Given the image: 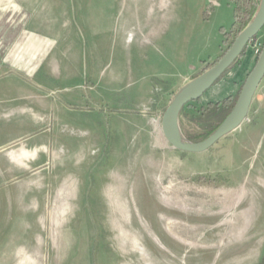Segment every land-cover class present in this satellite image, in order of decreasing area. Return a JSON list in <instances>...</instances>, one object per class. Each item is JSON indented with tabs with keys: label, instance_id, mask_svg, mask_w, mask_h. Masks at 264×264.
I'll use <instances>...</instances> for the list:
<instances>
[{
	"label": "rangeland",
	"instance_id": "1",
	"mask_svg": "<svg viewBox=\"0 0 264 264\" xmlns=\"http://www.w3.org/2000/svg\"><path fill=\"white\" fill-rule=\"evenodd\" d=\"M233 18L232 0H0V264H264V77L206 151L161 130ZM263 44L264 26L183 106L186 140Z\"/></svg>",
	"mask_w": 264,
	"mask_h": 264
},
{
	"label": "water",
	"instance_id": "2",
	"mask_svg": "<svg viewBox=\"0 0 264 264\" xmlns=\"http://www.w3.org/2000/svg\"><path fill=\"white\" fill-rule=\"evenodd\" d=\"M263 26L264 0H260L259 7L252 20L238 32L226 52L212 66L190 80L175 95L161 117L162 134L171 147L183 152L201 153L241 125L249 112L255 92L264 77V44L254 67L241 87L232 109L212 134L199 142L188 141L179 132L178 117L184 105L200 98L216 83Z\"/></svg>",
	"mask_w": 264,
	"mask_h": 264
},
{
	"label": "trees",
	"instance_id": "3",
	"mask_svg": "<svg viewBox=\"0 0 264 264\" xmlns=\"http://www.w3.org/2000/svg\"><path fill=\"white\" fill-rule=\"evenodd\" d=\"M232 1L234 3V18H233L232 25L230 27V31L225 32V35L227 37H229L231 33H234V37H235V35H236L235 32L238 33L252 20L254 14L256 13V11L259 7V3H260V0H232ZM234 37H233V39H234ZM228 47L225 49L224 52H226ZM246 47H247V45H246ZM246 47L243 49L242 53L238 56V58H236V60H234V62L225 70V72L220 76V78L218 80H220L228 71H230L234 67L235 64H237V62L240 60V58L244 55ZM224 52L217 58V60L224 54ZM215 62H213L212 64H214ZM212 64L210 66H212ZM210 66H208L207 68H209ZM207 68H205V69H207ZM240 90H241V88H240ZM240 90H239V92H240ZM238 94H237L236 98L238 97ZM236 98H234L232 96H228L225 99H223L221 102L216 103V106L223 105L226 107V112L224 113L223 118L217 124H212L209 129H207L203 133L199 134L196 138L192 139L191 141L192 142H199V141L205 139L206 137H208L210 134H212L217 129V127L221 124V122L224 120V118L227 116L229 111L232 109V107L236 101ZM212 105L213 104H211L210 106H212Z\"/></svg>",
	"mask_w": 264,
	"mask_h": 264
},
{
	"label": "crops",
	"instance_id": "4",
	"mask_svg": "<svg viewBox=\"0 0 264 264\" xmlns=\"http://www.w3.org/2000/svg\"><path fill=\"white\" fill-rule=\"evenodd\" d=\"M232 17H233V16H232ZM231 36H232V37H231L230 41H231V40L233 41L232 38H233V36H234V33H231ZM227 39H228L227 36H226V37H225V36L222 37V35H221V43H220V45L217 46V49H218V50H220V49L223 48V46H224L225 43L227 42ZM220 46H221V47H220ZM243 56H244V55H243ZM243 56H242V57H243ZM242 57H241V58H242ZM241 58H240V59H241ZM237 63H238V62H237ZM235 65H236V64H235ZM235 65H234V66H235Z\"/></svg>",
	"mask_w": 264,
	"mask_h": 264
},
{
	"label": "built area",
	"instance_id": "5",
	"mask_svg": "<svg viewBox=\"0 0 264 264\" xmlns=\"http://www.w3.org/2000/svg\"><path fill=\"white\" fill-rule=\"evenodd\" d=\"M254 40H255V38H253L252 40H250L249 43L253 42ZM249 43H248V44H249ZM248 44H247V45H248Z\"/></svg>",
	"mask_w": 264,
	"mask_h": 264
}]
</instances>
